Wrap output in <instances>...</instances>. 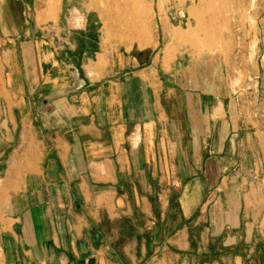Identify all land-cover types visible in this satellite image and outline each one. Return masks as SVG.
Returning <instances> with one entry per match:
<instances>
[{"label":"crops","instance_id":"crops-1","mask_svg":"<svg viewBox=\"0 0 264 264\" xmlns=\"http://www.w3.org/2000/svg\"><path fill=\"white\" fill-rule=\"evenodd\" d=\"M57 5L0 0V264H264L241 92L166 51L181 14L109 47Z\"/></svg>","mask_w":264,"mask_h":264},{"label":"rangeland","instance_id":"rangeland-1","mask_svg":"<svg viewBox=\"0 0 264 264\" xmlns=\"http://www.w3.org/2000/svg\"><path fill=\"white\" fill-rule=\"evenodd\" d=\"M60 1L62 31L81 25L86 15L97 20L92 30L109 47L145 39L155 18L170 9L181 14L166 51H181L176 58L219 72L241 92L234 113L244 131L237 140L252 148L246 159L264 207V0H48Z\"/></svg>","mask_w":264,"mask_h":264}]
</instances>
